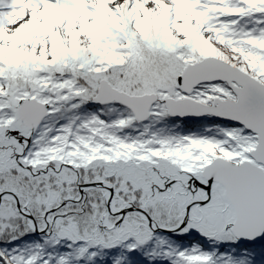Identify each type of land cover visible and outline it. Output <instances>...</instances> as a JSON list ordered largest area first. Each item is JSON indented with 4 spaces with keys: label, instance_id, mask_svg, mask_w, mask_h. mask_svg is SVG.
<instances>
[{
    "label": "snow or ice",
    "instance_id": "obj_1",
    "mask_svg": "<svg viewBox=\"0 0 264 264\" xmlns=\"http://www.w3.org/2000/svg\"><path fill=\"white\" fill-rule=\"evenodd\" d=\"M0 264H264V0H0Z\"/></svg>",
    "mask_w": 264,
    "mask_h": 264
}]
</instances>
